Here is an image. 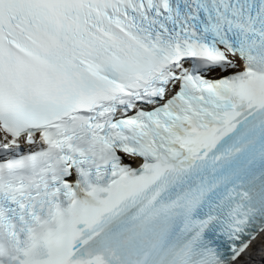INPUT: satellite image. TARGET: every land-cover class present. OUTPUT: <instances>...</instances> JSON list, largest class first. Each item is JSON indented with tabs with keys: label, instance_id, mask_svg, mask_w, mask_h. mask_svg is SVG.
<instances>
[{
	"label": "snow or ice",
	"instance_id": "1",
	"mask_svg": "<svg viewBox=\"0 0 264 264\" xmlns=\"http://www.w3.org/2000/svg\"><path fill=\"white\" fill-rule=\"evenodd\" d=\"M258 237L264 0H0V264H249Z\"/></svg>",
	"mask_w": 264,
	"mask_h": 264
}]
</instances>
